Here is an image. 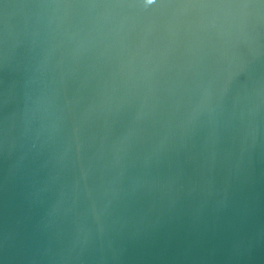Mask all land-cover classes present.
Instances as JSON below:
<instances>
[{"label":"water","instance_id":"95a60500","mask_svg":"<svg viewBox=\"0 0 264 264\" xmlns=\"http://www.w3.org/2000/svg\"><path fill=\"white\" fill-rule=\"evenodd\" d=\"M0 264H264V0H0Z\"/></svg>","mask_w":264,"mask_h":264},{"label":"clouds","instance_id":"9594fccd","mask_svg":"<svg viewBox=\"0 0 264 264\" xmlns=\"http://www.w3.org/2000/svg\"><path fill=\"white\" fill-rule=\"evenodd\" d=\"M152 2V0H149V3H151Z\"/></svg>","mask_w":264,"mask_h":264}]
</instances>
